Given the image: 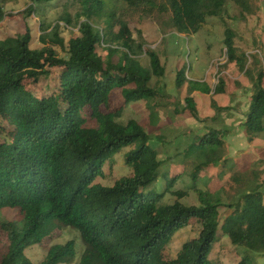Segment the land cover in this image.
Segmentation results:
<instances>
[{"label":"trees","instance_id":"obj_1","mask_svg":"<svg viewBox=\"0 0 264 264\" xmlns=\"http://www.w3.org/2000/svg\"><path fill=\"white\" fill-rule=\"evenodd\" d=\"M28 1L30 5L16 14L0 7V22L31 17L37 4L52 0ZM255 1L78 0L79 36L67 45L59 36L58 24L42 33L39 48L30 47L28 28L0 40V118L16 128L13 136L0 137V211L13 210L18 218H0V232L8 241L0 264H32L24 251L62 227L78 231L85 246L76 264H219L209 259L219 232L235 246L264 252V191L260 192L256 171L230 170L220 192L233 191L235 198L230 200L235 201L221 205L210 193L193 187L200 206H186L180 199L188 191H173V180L161 193L152 190L162 160L144 126L135 120L117 122L130 103L144 101L150 109L162 106L160 92L150 82L153 76L161 78L165 69L156 51L144 48L141 31L133 37L130 23L134 19L153 22L163 36L171 32L194 35L208 18L221 17L229 3L251 14ZM240 18L244 19L243 13ZM63 19L70 23L69 16ZM233 38V31L226 28V63H235L252 78L254 62L247 66L248 56L236 53ZM55 47L65 51V58ZM54 73L55 88L46 90V97L35 96L32 86L50 80ZM186 84L188 96L181 112L189 111L194 118L198 117L193 92L224 93L222 79L211 90L205 82L188 81L181 68L176 72V87ZM252 89L242 123L249 144L264 133V70L260 66ZM115 90L121 97L116 106L112 102ZM211 107L218 114L228 109L214 100ZM223 133L209 130L185 148L186 154L195 157L194 181L202 170L227 166ZM128 147L124 163L132 174L110 186L94 183L103 176L105 163ZM186 154L185 159H190ZM166 193L176 197L172 204L161 202ZM221 207L230 211L223 221ZM190 224L195 225L196 236L171 257L168 247L174 235ZM75 248L74 240L55 244L40 264H72ZM237 264L251 262L242 257Z\"/></svg>","mask_w":264,"mask_h":264},{"label":"rangeland","instance_id":"obj_2","mask_svg":"<svg viewBox=\"0 0 264 264\" xmlns=\"http://www.w3.org/2000/svg\"><path fill=\"white\" fill-rule=\"evenodd\" d=\"M77 2L78 0H52L50 3L37 4L36 11L31 17L7 18L0 22V40L23 34L28 28L31 34L30 47L39 48L42 33L49 32L54 25L58 24L60 26L59 36L67 45L71 38L79 36L76 18L79 12ZM29 5L28 0H8L7 2L0 0V7L5 13L16 14ZM252 11L251 14L244 13L238 6L229 3L221 17L208 18L201 30L194 35L171 32L163 36L156 25L149 20L138 23L134 19L130 23L133 37L137 38L135 31L140 30L146 43L144 48L154 49L165 69L161 78L153 76L150 82V86L159 90L158 104L162 106H158L159 109L157 107L150 109L149 104L144 101L130 103L123 110L121 117L117 119V122L122 124L135 120L144 126L145 131L151 136L150 145L162 160L159 176L152 187L155 193H161L167 181L173 180V191H188V196L180 199V202L186 206H200L198 195L193 191V187L210 193L221 202V205H226L235 201L230 200V198H235L234 193L230 191L225 194L220 190L227 184L229 172L234 168L256 171L257 182L261 184L262 191L260 192L264 191V133L256 135L253 142L248 143L252 146L256 141L255 147L238 152L237 159L241 158L240 165L233 159H229L224 168L200 171L195 181L191 176L195 157L184 152L194 137L204 135L209 130L225 132L223 133L225 148H228L231 136L236 137L238 134V128H240V133L242 131L244 133L242 123L253 93L252 78L259 66L264 70V0L255 1ZM241 13L244 14V19L240 18ZM66 16L70 17V23L63 19ZM83 20V17L79 19L80 22ZM226 28H230L234 33L233 42L236 53L250 58L247 57V66L249 64L251 66L254 62V66H251L252 78L241 72L235 63H226L227 55L224 44ZM55 50L60 57L65 58L64 50L59 47H55ZM255 62L258 63L256 67ZM142 63L146 64L145 61ZM181 68L185 69V77L188 81L205 82L211 90L217 85L219 79L224 81L223 94L213 95L212 91L209 94L198 91L191 94L198 118L192 117L189 111L181 112L186 106L184 100L188 96L187 84L182 89L176 87V72ZM195 71L197 74L194 75ZM55 75L56 73L50 80L38 86H32L35 96L46 97V90L55 88L53 83ZM26 86L30 88V84ZM212 100L219 107L228 109L219 114L216 113L211 107ZM120 101L119 92L115 90L112 102L116 106ZM222 117L233 119L232 126L216 125V121ZM217 123L220 124L221 121ZM0 130V137H9L14 135L16 128L9 120L0 118ZM244 136L246 137L245 133ZM129 150V147L123 148L107 161L103 167V176L96 178L94 183L110 186L116 179L130 176L131 169L124 163V155ZM185 154L190 159H185ZM175 199L176 197L171 193H166L161 202L172 204ZM219 213L223 221L230 211L221 207ZM0 218L18 219L13 210L7 209L0 211ZM195 236L196 228L193 224L179 230L168 247V253L173 257L175 251L184 242ZM70 240L76 243V257L72 263L76 264L85 246L82 244L79 232L69 227L54 230L40 244L27 248L24 254L32 264H40L51 246L63 245ZM7 247V238L0 232V259L6 254ZM242 257H248L251 264H264V252H254L235 246L219 232L209 259L219 264H237Z\"/></svg>","mask_w":264,"mask_h":264},{"label":"crops","instance_id":"obj_3","mask_svg":"<svg viewBox=\"0 0 264 264\" xmlns=\"http://www.w3.org/2000/svg\"><path fill=\"white\" fill-rule=\"evenodd\" d=\"M183 35H185V34H183ZM195 74H197L196 71L194 72V75ZM219 120L221 121L220 124L217 123ZM232 123H233V119H227L225 117H222V118L218 119L215 124L229 127V126H232ZM239 130H240V128H238V134L236 135V137L231 136V138L229 139L228 148H227L228 156L226 158L227 159H233L235 162H238V164L240 165L241 164V158L237 159L238 152L240 150H247V149H250L252 147H255L256 141L252 146L248 145V142L246 140V137L244 136L243 131H242V133H240ZM260 135H261V133H260Z\"/></svg>","mask_w":264,"mask_h":264}]
</instances>
